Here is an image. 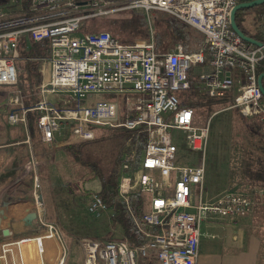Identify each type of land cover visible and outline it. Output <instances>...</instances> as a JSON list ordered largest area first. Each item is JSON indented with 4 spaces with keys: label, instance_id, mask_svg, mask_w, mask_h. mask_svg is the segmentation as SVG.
I'll list each match as a JSON object with an SVG mask.
<instances>
[{
    "label": "built area",
    "instance_id": "obj_1",
    "mask_svg": "<svg viewBox=\"0 0 264 264\" xmlns=\"http://www.w3.org/2000/svg\"><path fill=\"white\" fill-rule=\"evenodd\" d=\"M18 1L9 0V4ZM239 2L90 0L79 4L76 0H31L29 13L2 23L0 85L17 84L16 59L23 34L36 42H49V55L41 58L48 70L39 88L40 98L27 108L18 91L11 95L9 102L18 109L7 113L8 124H25L27 112L35 111L43 142L66 133L70 142L91 140L95 126L146 133L142 157L137 158L129 147L122 152L117 184V195L127 207L131 194L144 198L140 218L132 215L145 241L131 245L126 239L82 237V264H196L204 219L235 218L253 212L255 200L247 193L228 191L203 200L204 152L210 125H194V109L180 99L192 88V65L200 64L198 90L220 98L236 87L230 107L264 122V96L257 81V66L264 58V22L260 29L262 45L243 40L230 23V13ZM133 10L143 12L147 19L152 12H165L188 24L203 36L199 49L187 53L176 44L159 52L151 29L147 40L134 43H123L107 30L80 32L85 20ZM5 17L6 10L0 6V20ZM234 69L238 76L233 75ZM58 95L75 104L57 105ZM173 129L186 133V146L199 152L200 160L174 164L178 147ZM34 186L38 187L36 176ZM33 194L37 201V194ZM86 204L88 213L95 216L110 211L98 192L89 193ZM47 228L44 235L2 242L0 264H26L23 244L31 241L39 264H43L44 237L55 232L54 226Z\"/></svg>",
    "mask_w": 264,
    "mask_h": 264
},
{
    "label": "rangeland",
    "instance_id": "obj_2",
    "mask_svg": "<svg viewBox=\"0 0 264 264\" xmlns=\"http://www.w3.org/2000/svg\"><path fill=\"white\" fill-rule=\"evenodd\" d=\"M4 4L6 5V3L0 5ZM255 11L256 10L253 9L240 15L242 27L250 32H255L256 29L260 32L262 23L264 22V12L259 18L256 17ZM132 16L133 14H131V12H126L119 16L98 19L84 24L85 26L82 30H80V32L107 30L119 39L124 41L127 40L126 43L143 41L144 37L129 32L128 27L126 26V18ZM153 16L150 15V18L147 19L151 30L153 27ZM191 28L194 30L193 27ZM163 40V42L166 43L164 46L167 48L173 46V44L167 43L168 41L166 39ZM26 60L28 59L19 57L16 59V65L20 68L19 72H23ZM37 62L38 70L42 75L41 85L47 78L46 73H44L46 72L47 66L45 68L41 59ZM201 67L202 66L200 64H195L192 65L190 70V79L197 88L201 85V82L198 79V72ZM235 72L239 75V72L234 69V76ZM40 85L38 86L39 88ZM38 87L36 93L38 94V98H40ZM192 88L181 95L178 93L183 103H186L187 97H190V94H192ZM0 90L7 91L5 94L1 95L2 97H5V99L11 94H15L17 92L15 86L10 85H0ZM28 91L29 90H27L24 97L32 96V94L28 93ZM234 92L235 90L232 89L231 93L234 94ZM36 93L34 96L37 97ZM19 98L22 104H24L21 99V91L19 92ZM62 98H64L65 102L61 100ZM67 98L68 97L64 95H58L57 101H59V103L56 102V104L59 106L63 105L65 107L71 105L73 106L75 102L71 104L70 100ZM231 105L232 102L231 104L217 103L212 105L210 109L205 106H200L195 109L196 115L193 124L201 126L209 122L210 125L208 143L204 152L205 180L202 192L204 201H206V196L213 198L224 192L236 190L235 188H239L246 183L245 163L246 160H249V155L247 156L244 152L247 150L250 151L254 160L257 158L264 159V147L261 149L259 147L260 143H258V140L261 141L259 135L251 137L250 142L246 143V131L243 127L245 123L251 125L250 123L259 121L250 118L251 116H243L236 107H230ZM5 110L7 111L6 108ZM244 119H246V122H244ZM18 126L20 125L17 124L14 127L17 128ZM94 130L95 138L87 140L86 143L83 144L85 145L84 148L86 149V146L93 141V143L89 144L92 145L90 148L93 149V151L90 152L97 159L99 158L102 164L108 165L109 160L112 159V155L115 154L114 152H116L118 148L117 140L121 141L123 136L119 133L110 134L113 133L110 131L111 129L100 126H95ZM173 134L178 147L174 159L175 165H189L200 160L201 154L197 151L189 150L186 146V141L184 139L186 133L183 130L173 129ZM56 142L57 144H63L61 146H66V144L70 143V136L66 133L64 137H58L56 140L50 142V144L46 143L42 145L43 148L52 147L53 168L51 174L47 173L48 175L44 178V180L39 174L37 179L38 187L36 188L34 186V174L31 184L19 186L16 189H13V191L15 193H26L27 197L29 195L34 196V192L37 195L41 194V197L43 196V198L45 195L47 196L48 201L46 202V211H41V216L44 214L46 220L54 223L60 230V234L64 237L63 239H65L66 249L68 250L67 259L72 260L71 262L73 264H82L83 258L80 249L78 255L76 256L73 251V247L69 244L70 238L68 237L71 234V231L79 238L87 237L98 240L97 238H99V235L101 236L109 231V226L106 224L107 220L104 216L96 217L87 211L86 203L88 201V195L91 192H98L100 182L98 178L88 175V171L80 163L79 165L74 163L71 155H69L64 149H61L60 151L55 148L53 149V145H55ZM142 155L143 150L141 151L140 157H142ZM31 170L32 173H34V170L36 171L35 168H32ZM82 175H84V177H82ZM66 179H69V181H66ZM81 186L85 191L81 190ZM86 191L89 193H85ZM61 197H64L63 206L56 208V206L60 205L59 200ZM36 202L41 206L42 202ZM105 225L108 227H104ZM102 238L104 239V237ZM53 251L55 250L53 249Z\"/></svg>",
    "mask_w": 264,
    "mask_h": 264
},
{
    "label": "crops",
    "instance_id": "obj_3",
    "mask_svg": "<svg viewBox=\"0 0 264 264\" xmlns=\"http://www.w3.org/2000/svg\"><path fill=\"white\" fill-rule=\"evenodd\" d=\"M23 1L19 0L14 4H9L8 0L6 5H0L6 10V17L0 20V31L3 30L2 23L29 13L28 9H24ZM22 39L25 41V50H27L31 44L30 36L23 34L20 40ZM19 58L23 57L19 56ZM47 70L48 68H46L44 73L47 74ZM235 76L238 75L235 73ZM6 92L0 90V174L11 170L15 156L18 153L29 155V162L25 168L22 165L20 168L22 169L21 172L19 169L16 176H8L0 184V228L9 229V234L6 236L0 230V245L2 242L16 240L25 236L44 235L47 233L48 225H52L55 228V232L51 236L44 237L43 240V264H73L72 260L67 259L68 250L60 230L54 223L46 220L44 214L41 216L42 212L46 211L47 196L45 195L44 198L42 196V204L40 206L33 195L27 197L26 193H15L13 191L19 186L31 184L34 174L37 179L40 174L43 180L48 175L47 173L51 174L53 152L50 146V148L42 147V145L50 144V142L41 140L37 127L33 134L30 135L26 123L19 124L20 126L17 128L14 127L15 125L8 124L7 112L18 109V106L9 102V97L14 94H11L6 99L1 96ZM61 145L63 144H57L56 142L53 145V149L60 151L63 149ZM32 168L36 169L34 173L31 172ZM235 189L232 191L250 194L255 200L253 212L235 218L215 216L204 219L201 223L196 264H264V182L261 180L248 181ZM215 197L209 198L206 196V200H212ZM195 199L196 197L194 196L192 201L194 202ZM58 207L60 206L56 208ZM35 211L37 216L33 217L31 214ZM39 211L42 212L40 213ZM101 216L106 218V224L110 229L111 211L101 213L96 217ZM107 225L104 227H108ZM70 233L68 237L70 238L69 244L73 247V251L77 256L79 249L81 251L79 244L81 237L75 236V233L71 231ZM101 236L99 235L98 237ZM23 251L26 257V264H39L38 254L33 241L23 244ZM145 264L158 263L152 261Z\"/></svg>",
    "mask_w": 264,
    "mask_h": 264
},
{
    "label": "trees",
    "instance_id": "obj_4",
    "mask_svg": "<svg viewBox=\"0 0 264 264\" xmlns=\"http://www.w3.org/2000/svg\"><path fill=\"white\" fill-rule=\"evenodd\" d=\"M31 0H24L23 7L28 9ZM79 4H84L90 0H76ZM241 1H250V0H240ZM8 0H0V4L7 3ZM255 9L256 17L260 18V15L264 12V3L253 6L251 8H240L235 13V22L238 27L248 36L263 41V38L259 31L250 32L242 27L240 22V15L246 11H251ZM133 14L132 17L126 18V26L128 27L129 32L135 33L138 36L144 37V40H147L150 36L149 22L147 21L146 15L141 11H126ZM126 12L115 13L105 17H99L95 19L85 20L81 24V30L84 28V24L93 22L98 19L109 18L114 16H119ZM154 15V16H153ZM153 16V27L152 32L155 41L156 50L159 52L173 48L176 44H181L183 50L187 53L195 52L199 49L200 44L203 41V36L198 30H193L188 24L180 21L176 17L165 13L155 11L151 13ZM125 30V29H124ZM113 35V34H112ZM119 41L126 43L127 40L119 39L117 36L113 35ZM166 39L169 44H173L172 47L167 48L164 46L166 43L163 42ZM30 47L25 50V41L22 39L18 44V56L23 57L26 60L23 72H18V81L15 85V89L18 92L21 91L23 105L27 108L33 107L35 102L39 99L38 94L36 93L37 87L40 85L42 80L41 72L38 70L37 64L38 60L42 57H47L49 55V42L48 40L34 41L31 39ZM20 70V68H19ZM264 73V58L260 61L257 66V74ZM193 84V83H192ZM262 85L264 87V77L262 78ZM192 94L190 97H187L185 105L192 107L196 114V108L200 106H205L210 109L212 105L217 103L231 104L232 102V90L227 91L224 96L220 98H211L206 96L204 91L198 90L197 87L193 84ZM39 88V87H38ZM31 93V97H24L27 93ZM36 93L37 97L34 96ZM30 94V95H31ZM231 96V98H230ZM36 112L29 110L26 114L27 118V128L30 135L33 134L36 129ZM256 119L259 122H252L251 125L245 123L243 125L244 130L246 131V143L250 142V138L254 136L260 137L258 143L259 147L262 149L264 147V122L258 117H250ZM246 122V119H244ZM114 133H119L123 136L121 141H118V148L115 154L112 155V159L109 160L108 165H104L100 162V159L93 156L90 151H93L91 141L86 149L84 148L86 141L83 142H70L62 148L71 155L73 162L79 163L85 167L88 171V175L98 178L100 182V188L98 193L101 195L103 200L108 204L111 211V220H110V229L103 236L97 238L100 241L116 238V239H126L131 245L141 244L145 241L143 234L139 231L137 225L135 224L134 217L140 218L141 214L144 212V198L139 193H133L130 196L129 206L125 204L117 195V184L120 176V166H121V154L126 149H133L136 152L137 158L140 157L141 151L144 148L146 133L141 131H131L125 129H111ZM95 138V136H94ZM89 150V151H88ZM248 156L249 160H246L245 163V172H246V182L253 180H261L264 182V159L257 158L254 160L252 153L250 151L244 152ZM254 160V161H253ZM29 162V155L18 153L15 156L14 162L12 164L11 170L6 173L0 174V184L8 176H16L17 171L24 166L27 167ZM22 169H20L21 172ZM84 177V175H82ZM81 177V179H82ZM69 181V179H66ZM81 190L85 191L82 186ZM85 193H89L86 191ZM64 197H61L59 200L60 207L63 206ZM57 207V206H56ZM133 214V215H132ZM104 237V239L102 238ZM94 239V238H93ZM102 239V240H101Z\"/></svg>",
    "mask_w": 264,
    "mask_h": 264
},
{
    "label": "water",
    "instance_id": "obj_5",
    "mask_svg": "<svg viewBox=\"0 0 264 264\" xmlns=\"http://www.w3.org/2000/svg\"><path fill=\"white\" fill-rule=\"evenodd\" d=\"M264 3V0H250V1H241L239 3H237L234 8L232 9L231 13H230V23H231V27L236 31V33L243 39L245 40L246 42L248 43H251L253 45H256V46H260L262 45V42L259 41V40H256L248 35H246L239 27L238 25L236 24L235 22V13L237 10H239L240 8H251L253 6H256V5H259V4H262ZM264 77V73H261V74H258V85L262 91V94L264 96V87L262 85V78ZM37 201L38 202H42V197H41V194H38L37 195ZM33 217L37 216V213L36 212H33L31 214ZM0 222H1V216H0ZM2 234L4 236L8 235L9 234V229L8 228H0Z\"/></svg>",
    "mask_w": 264,
    "mask_h": 264
},
{
    "label": "bare ground",
    "instance_id": "obj_6",
    "mask_svg": "<svg viewBox=\"0 0 264 264\" xmlns=\"http://www.w3.org/2000/svg\"><path fill=\"white\" fill-rule=\"evenodd\" d=\"M39 204V203H38Z\"/></svg>",
    "mask_w": 264,
    "mask_h": 264
}]
</instances>
